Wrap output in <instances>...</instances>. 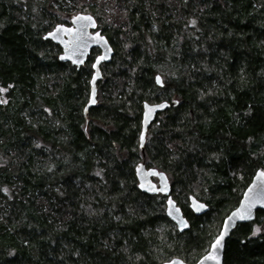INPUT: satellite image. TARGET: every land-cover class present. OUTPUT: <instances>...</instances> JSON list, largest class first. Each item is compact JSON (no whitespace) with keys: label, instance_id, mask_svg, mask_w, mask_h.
<instances>
[{"label":"trees","instance_id":"obj_1","mask_svg":"<svg viewBox=\"0 0 264 264\" xmlns=\"http://www.w3.org/2000/svg\"><path fill=\"white\" fill-rule=\"evenodd\" d=\"M77 14L114 52L87 115L100 51L77 70L44 39ZM0 89V264H195L264 167V0H0ZM175 101L142 152L143 104ZM142 162L166 174L188 231L138 190ZM224 264H264V211Z\"/></svg>","mask_w":264,"mask_h":264},{"label":"water","instance_id":"obj_2","mask_svg":"<svg viewBox=\"0 0 264 264\" xmlns=\"http://www.w3.org/2000/svg\"><path fill=\"white\" fill-rule=\"evenodd\" d=\"M77 17H91L92 20H78ZM58 28L60 29L59 32H57ZM52 33H55V36H53ZM44 39L51 41L53 44L61 48V54L59 56L60 62L69 63L77 70H80L81 67H83L87 63L93 50L97 49L100 51L99 55L95 57L92 65L93 74L90 80V94L88 103L84 108V114L87 115L88 112L97 105V83L102 79L101 67L104 64L110 63L114 55L111 45L109 44L107 38L102 35L101 31L98 30V23L96 19L90 14H77L72 16L69 26L62 24L57 25L52 31L45 35ZM101 56H106L107 58L104 60H99V57ZM67 57L71 58L69 59ZM81 60L83 61V63L78 62ZM158 77L159 80L162 81V83L157 82ZM155 80L158 86L163 85V80L160 75H157ZM93 89H95V103H92ZM171 105L177 106V102H172V104L168 102H162L158 104H143L142 132L140 136V148L142 152L144 151L146 135L150 126L155 121L157 115L166 111V109H168ZM149 109H152V111L149 112ZM262 172H264V167H260L257 169L251 183L245 189L239 205L223 220L220 232L210 245L208 252L195 264H216V261L205 260V257H207L211 253L212 246L222 234L223 240L221 241V243L223 247L222 249H219V264H224V252L226 243L237 226L253 222L257 216L258 211H264V176H261ZM135 174L138 181V190L141 193L151 196L157 194L165 196L167 218L175 224L179 233L188 231L190 229V223L184 216L182 209L177 205V203L171 196V186L166 174L159 172L156 169H148L143 162L136 165ZM153 179H156L157 182H154ZM169 201H171L172 203L170 204ZM170 209L171 214L169 211ZM177 209L179 211H177ZM189 209L195 216H202L206 214L210 208L208 205L199 201L194 196H190ZM249 209L250 212L248 217L245 219H240L239 214ZM185 223L187 224V227L183 226ZM164 264L187 263L182 259L174 258L168 262H165Z\"/></svg>","mask_w":264,"mask_h":264},{"label":"snow or ice","instance_id":"obj_3","mask_svg":"<svg viewBox=\"0 0 264 264\" xmlns=\"http://www.w3.org/2000/svg\"><path fill=\"white\" fill-rule=\"evenodd\" d=\"M78 20H88V21H91L92 18L91 17H77ZM193 24H195V21L192 22ZM94 26V25H93ZM60 29L58 28L57 29V32H59ZM68 31H71V30H68ZM53 36H55V33H52ZM102 39V38H101ZM110 51V50H109ZM67 58H71V57H67ZM107 57L106 56H101L99 57V60H104L106 59ZM79 63H83V61H78ZM157 82L158 83H162V81L159 80V77L157 78ZM94 83V81H93ZM3 91H7V89H0V92H3ZM94 95H95V89H93V99H92V103H95V98H94ZM0 103H6V101L4 100H0ZM163 107V106H161ZM152 109H149V112H151ZM261 176H264V172L261 173ZM161 190H164V189H161ZM4 191H7L6 189H4ZM169 203L171 204L172 202L169 201ZM202 207V206H201ZM199 210V209H197ZM170 211V214H171V209L169 210ZM177 211H179L177 209ZM249 212H250V209L249 210H246V211H243L239 214V218L240 219H245L248 217L249 215ZM184 227H187V224L185 223L183 225ZM257 232H259V229H257ZM255 234V233H254ZM223 240V234L215 241V244L212 246V250H211V253L205 257V260H212V261H216V264H219V249H222L223 245L221 243V241Z\"/></svg>","mask_w":264,"mask_h":264},{"label":"flooded vegetation","instance_id":"obj_4","mask_svg":"<svg viewBox=\"0 0 264 264\" xmlns=\"http://www.w3.org/2000/svg\"><path fill=\"white\" fill-rule=\"evenodd\" d=\"M103 35V34H102Z\"/></svg>","mask_w":264,"mask_h":264}]
</instances>
